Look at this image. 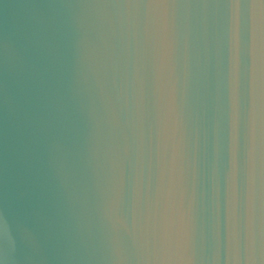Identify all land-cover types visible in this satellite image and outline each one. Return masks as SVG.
<instances>
[{"label":"water","instance_id":"95a60500","mask_svg":"<svg viewBox=\"0 0 264 264\" xmlns=\"http://www.w3.org/2000/svg\"><path fill=\"white\" fill-rule=\"evenodd\" d=\"M0 264H264V0H0Z\"/></svg>","mask_w":264,"mask_h":264}]
</instances>
